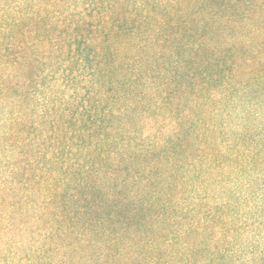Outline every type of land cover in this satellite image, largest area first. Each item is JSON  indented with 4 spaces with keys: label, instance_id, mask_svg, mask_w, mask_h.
Instances as JSON below:
<instances>
[{
    "label": "trees",
    "instance_id": "16d2710c",
    "mask_svg": "<svg viewBox=\"0 0 264 264\" xmlns=\"http://www.w3.org/2000/svg\"><path fill=\"white\" fill-rule=\"evenodd\" d=\"M0 264H264V0H0Z\"/></svg>",
    "mask_w": 264,
    "mask_h": 264
}]
</instances>
